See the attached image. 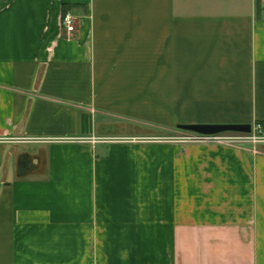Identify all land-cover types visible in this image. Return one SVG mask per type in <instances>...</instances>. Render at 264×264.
Wrapping results in <instances>:
<instances>
[{"label": "crops", "instance_id": "0c3cea01", "mask_svg": "<svg viewBox=\"0 0 264 264\" xmlns=\"http://www.w3.org/2000/svg\"><path fill=\"white\" fill-rule=\"evenodd\" d=\"M245 123L259 0H0V264H264V144L100 139Z\"/></svg>", "mask_w": 264, "mask_h": 264}, {"label": "built area", "instance_id": "2783aa9c", "mask_svg": "<svg viewBox=\"0 0 264 264\" xmlns=\"http://www.w3.org/2000/svg\"><path fill=\"white\" fill-rule=\"evenodd\" d=\"M262 6H264V0H259ZM62 24L65 28V31L68 36H71L77 30V19L71 12H65L62 16ZM99 138H95L93 140H97ZM100 139L109 141V140H119V141H129V142H138V141H148V140H163L164 138L154 137H140V136H129V137H101ZM22 140L34 141V138H24ZM179 140L186 141H195V140H216L225 144H239V143H264V129L262 123H255L253 125V130L251 133H239V132H226L219 133L216 135H193L187 136L183 138H179Z\"/></svg>", "mask_w": 264, "mask_h": 264}, {"label": "water", "instance_id": "95a60500", "mask_svg": "<svg viewBox=\"0 0 264 264\" xmlns=\"http://www.w3.org/2000/svg\"><path fill=\"white\" fill-rule=\"evenodd\" d=\"M178 129L193 132L199 135H216L224 132L251 133L253 125L245 124H178ZM34 163L29 154L20 157L18 164V175L25 176L34 169Z\"/></svg>", "mask_w": 264, "mask_h": 264}, {"label": "rangeland", "instance_id": "374dc122", "mask_svg": "<svg viewBox=\"0 0 264 264\" xmlns=\"http://www.w3.org/2000/svg\"><path fill=\"white\" fill-rule=\"evenodd\" d=\"M136 132H142L144 135L140 137H148V138H154V137H160L164 139H177L187 137V136H193L196 135L193 132L181 130V129H172V130H152V129H145L144 131H141V129L136 130ZM154 134V135H153ZM253 145H261L264 144L263 142L258 143H252Z\"/></svg>", "mask_w": 264, "mask_h": 264}, {"label": "trees", "instance_id": "16d2710c", "mask_svg": "<svg viewBox=\"0 0 264 264\" xmlns=\"http://www.w3.org/2000/svg\"><path fill=\"white\" fill-rule=\"evenodd\" d=\"M65 12H66V9H65ZM65 12H64V13H65ZM224 133H226V132H224Z\"/></svg>", "mask_w": 264, "mask_h": 264}]
</instances>
